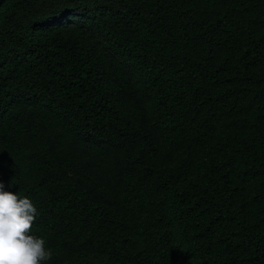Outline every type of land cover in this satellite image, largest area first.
Listing matches in <instances>:
<instances>
[{
    "label": "trees",
    "instance_id": "16d2710c",
    "mask_svg": "<svg viewBox=\"0 0 264 264\" xmlns=\"http://www.w3.org/2000/svg\"><path fill=\"white\" fill-rule=\"evenodd\" d=\"M0 182L44 264H264V0H0Z\"/></svg>",
    "mask_w": 264,
    "mask_h": 264
},
{
    "label": "clouds",
    "instance_id": "9594fccd",
    "mask_svg": "<svg viewBox=\"0 0 264 264\" xmlns=\"http://www.w3.org/2000/svg\"><path fill=\"white\" fill-rule=\"evenodd\" d=\"M38 215L30 198L5 191L0 182V264H44L51 259L46 241L30 234Z\"/></svg>",
    "mask_w": 264,
    "mask_h": 264
}]
</instances>
